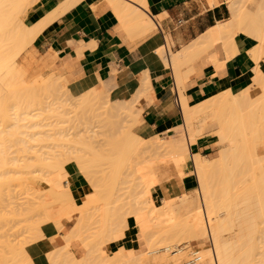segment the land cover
<instances>
[{
    "label": "bare ground",
    "instance_id": "6f19581e",
    "mask_svg": "<svg viewBox=\"0 0 264 264\" xmlns=\"http://www.w3.org/2000/svg\"><path fill=\"white\" fill-rule=\"evenodd\" d=\"M79 1L64 0L32 26L26 19L36 0H0V189L29 191L27 175L49 186L35 188L19 213L15 209L5 218L10 232L2 236L9 255L0 257V264H45L36 246L11 245V237L26 233L37 241L61 235L50 253L59 264H264V94L251 99L228 88L184 95L177 133L146 141L140 95L114 101L111 82L81 90L72 70L51 69L55 54L38 56L32 48L43 28ZM223 1L229 3L228 21L170 57L164 46L157 49L167 65L172 62L185 91L182 63L199 60L224 68L240 33L264 44V0H211V6ZM128 9L142 32L154 29L138 7ZM257 77L264 90V74ZM143 88L152 92L148 82ZM101 134L111 145L109 185L107 173L89 154L90 143ZM205 135L220 146L209 156L193 149ZM146 149L155 157L135 156ZM71 162L88 180L79 204L64 186ZM157 186L164 191L159 205ZM129 218L136 222L137 236L130 232ZM155 234L159 239L150 241ZM192 242L209 246L192 250ZM116 247L117 255H110Z\"/></svg>",
    "mask_w": 264,
    "mask_h": 264
},
{
    "label": "crops",
    "instance_id": "0c3cea01",
    "mask_svg": "<svg viewBox=\"0 0 264 264\" xmlns=\"http://www.w3.org/2000/svg\"><path fill=\"white\" fill-rule=\"evenodd\" d=\"M64 0H36L27 24L43 22ZM80 0L50 21L35 41L41 54L56 55L51 69L62 74L75 73L74 86L84 90L111 82L110 98L130 100L140 95L144 131L149 135H169L183 123L174 105L176 74L157 53L164 46L168 56L182 52L217 23L231 18L229 3L211 6V0ZM138 7L154 24L142 32L129 19V6ZM236 53L224 68L201 62L182 63L179 72L188 85L186 96L230 89L235 95L256 99L264 94L257 73L264 74V44L251 35L235 38ZM152 87L146 93L143 83ZM144 94V95H143ZM214 137L197 143L198 151L211 155L219 149ZM64 186L76 204L85 197L88 180L77 164L66 165ZM45 264H59L50 253L57 244L50 239L36 245Z\"/></svg>",
    "mask_w": 264,
    "mask_h": 264
},
{
    "label": "rangeland",
    "instance_id": "374dc122",
    "mask_svg": "<svg viewBox=\"0 0 264 264\" xmlns=\"http://www.w3.org/2000/svg\"><path fill=\"white\" fill-rule=\"evenodd\" d=\"M26 23H27V20H26ZM32 48H36L35 43H34ZM36 51H37V55L41 56V53L37 50V48H36ZM33 69H35V65H34ZM176 80H177V86L180 90L181 101H182L183 96L185 94V88L179 83L177 78H176ZM63 98L67 99L68 97L65 95ZM72 124L76 125V122L72 123ZM176 133L177 132L174 131V132L170 133L169 135H154V136H152V135H149L145 132H142L141 137L143 139H145L146 141H150L155 136H157L158 140H160L159 137L162 139L163 138L170 139ZM208 138H212V136L211 135H205L198 140V143L200 141L208 139ZM213 141H217V138L214 137ZM90 144H91L90 150H89L90 157L92 159H94L96 162H98L99 170L107 173V177H106L107 182L106 183H108V185H109V171H110V169H109V160H108L109 157H108V155H109V149L111 148V145H109V136H105V135L101 134L97 138L93 139V141ZM197 148H198L197 144L195 146H193V149H197ZM137 154H139L140 157H147V158H154L155 157L153 152H151L150 150H147V149L143 150V151H138V153H136L135 156ZM201 154L204 156H209V154L207 152H204ZM134 163H138V160H136ZM189 170L190 169H187V171H186L187 173L184 175L185 178L189 177ZM26 177L30 183L29 191L27 189L15 188L13 186H7V185L3 186V188L0 189V212H1V215L3 216V219L0 223V257L1 258L3 256L9 255L7 253L8 248L5 247V243H3L4 238L2 236V235H5L6 233L10 232V230L7 229L8 225H5V223H6L5 218L8 219V218L13 217L15 209H16L15 213L18 214L19 210H17V209H19L20 207H23V205L24 206L26 205L27 198L30 197V196H28V194L33 193V191H35V188H40V189L45 190L49 187L41 178H38V177L33 176V175H27ZM155 190H156L155 203L157 205H159V204H161V198L164 195V191L161 187H158V186L155 188ZM108 191H109V186L108 187L105 186L103 192L107 193ZM11 225L12 224L10 223L9 226H11ZM18 225L19 224H17V226ZM128 225H129V229H130L131 234L133 236H137L139 230L137 229L136 222L133 218H129ZM65 226L69 227V226H71V223L67 222V223H65ZM155 238L159 239L158 234L148 236V239L150 241L154 240ZM11 239H12V242H11L12 246H14V247L22 246V247L27 248L28 250L31 249L33 246H35L39 242V240L38 241L36 240V235H29L28 233L19 237V239H15L13 237H11ZM60 239H61V235H56V236H53L50 240L53 242H56L58 240V242H59ZM192 243H193L192 248H191L192 250L207 249L209 246L208 244L201 245L198 242H192ZM57 246H58V243H57ZM117 249H118V247L111 249L109 251V254L112 256L117 255ZM169 253L172 254L173 250L169 251Z\"/></svg>",
    "mask_w": 264,
    "mask_h": 264
},
{
    "label": "built area",
    "instance_id": "2783aa9c",
    "mask_svg": "<svg viewBox=\"0 0 264 264\" xmlns=\"http://www.w3.org/2000/svg\"><path fill=\"white\" fill-rule=\"evenodd\" d=\"M174 105L182 113L181 94H180V90H179L177 85H175ZM182 115H183V113H182Z\"/></svg>",
    "mask_w": 264,
    "mask_h": 264
}]
</instances>
